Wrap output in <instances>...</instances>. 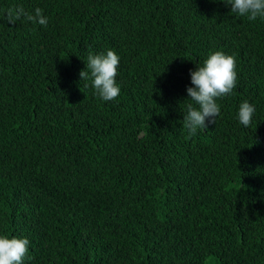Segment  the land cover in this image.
<instances>
[{"label": "trees", "instance_id": "obj_1", "mask_svg": "<svg viewBox=\"0 0 264 264\" xmlns=\"http://www.w3.org/2000/svg\"><path fill=\"white\" fill-rule=\"evenodd\" d=\"M19 5L47 27L9 24ZM109 49L114 101L80 76ZM215 51L236 88L190 136V71ZM0 235L30 241L24 264H264V19L223 0H0Z\"/></svg>", "mask_w": 264, "mask_h": 264}, {"label": "clouds", "instance_id": "obj_2", "mask_svg": "<svg viewBox=\"0 0 264 264\" xmlns=\"http://www.w3.org/2000/svg\"><path fill=\"white\" fill-rule=\"evenodd\" d=\"M223 2L231 6V13L247 16L252 21L258 17L264 19V0H223ZM5 18L9 24H15L22 18L44 27L48 24V18L39 7L31 13L22 5L13 6L6 10ZM119 64L120 57L112 49L106 54H89L86 61L87 70H82L80 76L82 80H92V85L101 99L114 101L121 92L116 80ZM190 76L193 86L187 88V93L188 99L193 103L186 105L182 121L188 134L193 136L198 129H207L209 123H216V117L221 110L217 99L230 95L236 88V59L223 51H215L202 66L191 70ZM254 113L255 106L247 100L243 101L239 106V122L249 127ZM29 243L27 238H9L7 235H0V264H24L28 256Z\"/></svg>", "mask_w": 264, "mask_h": 264}, {"label": "rangeland", "instance_id": "obj_3", "mask_svg": "<svg viewBox=\"0 0 264 264\" xmlns=\"http://www.w3.org/2000/svg\"><path fill=\"white\" fill-rule=\"evenodd\" d=\"M208 262H209V264H217V263H215L214 258H210Z\"/></svg>", "mask_w": 264, "mask_h": 264}]
</instances>
